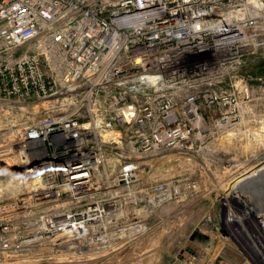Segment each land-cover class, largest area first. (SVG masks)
<instances>
[{
  "label": "built area",
  "instance_id": "built-area-1",
  "mask_svg": "<svg viewBox=\"0 0 264 264\" xmlns=\"http://www.w3.org/2000/svg\"><path fill=\"white\" fill-rule=\"evenodd\" d=\"M254 60H264V0H0L8 257L105 249L144 234L155 207L200 197L198 179H150L144 160L252 163L223 159L217 144L264 149ZM243 221L262 244L264 213Z\"/></svg>",
  "mask_w": 264,
  "mask_h": 264
},
{
  "label": "rangeland",
  "instance_id": "rangeland-1",
  "mask_svg": "<svg viewBox=\"0 0 264 264\" xmlns=\"http://www.w3.org/2000/svg\"><path fill=\"white\" fill-rule=\"evenodd\" d=\"M246 69L264 76V60L250 61L246 63ZM254 107L259 116L257 120L261 122L259 126H263L264 100L254 101ZM13 115L14 113H10L7 117H14ZM3 118V113L0 112V144L4 142L5 137H8L1 132L5 126ZM18 121L12 123V127L17 126ZM224 141L223 139L217 144L219 154L225 155L223 159L238 158L241 161L240 157L244 154H253L256 156L255 160L247 166L240 163L236 168L230 169L207 159L202 160L197 157L188 159L170 153L168 159L161 160L160 157H154L144 160V164H152L149 178L156 181L185 176L198 179L201 192L222 193L224 209L233 210L234 206V215L243 220L249 216L244 215V210L235 203L236 199L227 198L235 186L246 205L248 204L247 209H252L257 214L264 213V149L253 146L249 141L233 142V145L231 140ZM0 168L2 169L1 163ZM197 198L155 207L149 214L148 229L144 234L134 237L124 236L121 240H117L116 244L105 249L96 244H90L79 250L65 246L51 248L44 245L24 253L21 257L9 258L1 244V239L6 236H2L0 231V264H264L262 244L260 246L258 241L252 238L253 248L250 244L244 245L245 235L249 233L248 224L244 221L234 227L224 225L223 229L216 226L218 231L215 230V225L201 228L197 220L202 216L199 209L202 199ZM206 200L208 199L204 201ZM2 220L3 216L0 214V229ZM248 223L253 225L254 222ZM225 226H228L230 233ZM236 228L237 232H240L239 235L233 231ZM211 231H216L217 239L219 238L213 243L207 240V237L211 236ZM256 236L254 233V238ZM230 238H234L239 243V246H233L238 252L236 255L232 248L226 247L219 256L204 253L209 247L216 251L221 247L222 242L230 241Z\"/></svg>",
  "mask_w": 264,
  "mask_h": 264
},
{
  "label": "crops",
  "instance_id": "crops-1",
  "mask_svg": "<svg viewBox=\"0 0 264 264\" xmlns=\"http://www.w3.org/2000/svg\"><path fill=\"white\" fill-rule=\"evenodd\" d=\"M231 194L227 198L236 199L235 203L238 206H240L242 209H244L245 201L242 199L244 201V205L240 204V202L237 200V198L234 197L233 194L232 195ZM197 199H202L200 201L201 208H199V209H201L202 216H200V218L197 220L199 223V226L201 228H204L206 225H209V226L215 225V226H220V229H223L224 225L229 224V219L234 218V211L233 210H235V207L234 206L232 207L233 210L224 209L225 204L223 202L224 198H223L222 193L215 192V193L207 194V193L201 192L200 197H198ZM205 199H208V200L204 201ZM206 204H207V206H206ZM222 208L224 210H222ZM215 232L214 231L210 232L211 236L207 237V240L209 242L213 243L214 240L219 239V238L217 239L218 236ZM221 244H222L221 247H219L216 251L211 250L212 248L209 247V249L207 251H205L206 249H204V251H205L204 253L206 255L214 254V256H219L223 253L224 247H226L228 249L232 248L235 255L238 253L237 250H235L233 248V246L234 247L239 246L238 241L235 240L234 238H230V241H225V242H222ZM209 246H211V244H209Z\"/></svg>",
  "mask_w": 264,
  "mask_h": 264
},
{
  "label": "bare ground",
  "instance_id": "bare-ground-1",
  "mask_svg": "<svg viewBox=\"0 0 264 264\" xmlns=\"http://www.w3.org/2000/svg\"><path fill=\"white\" fill-rule=\"evenodd\" d=\"M261 131H264V126L261 128ZM260 136V135H259ZM226 140V139H225ZM230 140V138L229 139H227V141L226 142H228ZM225 142V141H224ZM169 157H167V159H168ZM3 181H1L0 182V189H1V191L3 190V188L5 187V189L7 188H9V186H10V184H9V182L8 183H2ZM238 184V183H237ZM11 188V187H10ZM9 188V189H10ZM232 190H233V192H232V194H233V196L234 197H236L237 198V200L240 202V204H243L244 205V201L242 200V198H241V196L239 195V193L237 192V187H233L232 188ZM231 194V195H232ZM244 215L247 217V216H251L252 215V211L251 210H249V209H245L244 210ZM245 219H247L248 220V218H245ZM243 220H241V219H238V218H230L229 219V224H228V226H230V227H234L235 225H237V224H239V223H241ZM246 224V223H245ZM228 226H225V228L227 229V231L230 233V230L228 229ZM238 227V226H237ZM234 232H235V230H233ZM253 232V231H252ZM254 233H256L255 231L253 232V233H251V234H247L245 237V243H244V245L245 244H250L251 245V239L253 238V239H255L254 238ZM256 235H257V233H256ZM253 236V237H252ZM261 242H263V241H261ZM258 243H259V241H258ZM260 246H261V244H260ZM264 246V242L262 243V247ZM251 247L253 248V245H251ZM262 247H260V250H261V248ZM255 250H256V248H254ZM264 249V248H263ZM262 249V250H263ZM257 251V250H256ZM258 252V251H257Z\"/></svg>",
  "mask_w": 264,
  "mask_h": 264
},
{
  "label": "water",
  "instance_id": "water-1",
  "mask_svg": "<svg viewBox=\"0 0 264 264\" xmlns=\"http://www.w3.org/2000/svg\"><path fill=\"white\" fill-rule=\"evenodd\" d=\"M222 210H224V209L222 208Z\"/></svg>",
  "mask_w": 264,
  "mask_h": 264
}]
</instances>
